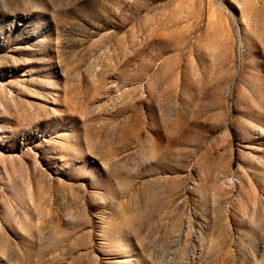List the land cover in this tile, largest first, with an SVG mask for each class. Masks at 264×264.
<instances>
[{
    "label": "rangeland",
    "instance_id": "374dc122",
    "mask_svg": "<svg viewBox=\"0 0 264 264\" xmlns=\"http://www.w3.org/2000/svg\"><path fill=\"white\" fill-rule=\"evenodd\" d=\"M0 264H264V0H0Z\"/></svg>",
    "mask_w": 264,
    "mask_h": 264
}]
</instances>
